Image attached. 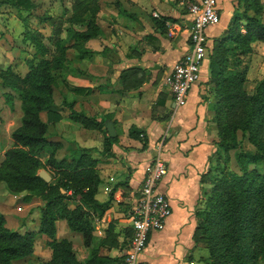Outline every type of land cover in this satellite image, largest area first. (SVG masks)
<instances>
[{
  "label": "crops",
  "instance_id": "0c3cea01",
  "mask_svg": "<svg viewBox=\"0 0 264 264\" xmlns=\"http://www.w3.org/2000/svg\"><path fill=\"white\" fill-rule=\"evenodd\" d=\"M188 1L98 0L100 34L85 42L90 52L73 58L65 70L68 94L75 103L72 109L102 124L81 132L94 138L95 132L109 135L107 124H111L117 137L111 147L114 154L98 163L100 184L94 198L104 205L84 206V210L92 228L90 246L100 241V251L121 262L131 237L135 190L150 160L151 147L163 141L168 172L159 189L169 196L172 213L162 230L150 233L141 260L143 264H203V250L194 233L196 209L208 186L201 177L211 168L215 151L207 128L214 98L206 84L208 57L184 103L177 105L163 84L166 71L189 48L192 15L186 8ZM217 7L220 21L206 29L208 48L220 39L235 14L251 12L244 0H217ZM162 20L165 30L158 26ZM70 123L73 127L79 124L77 120ZM131 128L142 131L145 145L130 134ZM60 220L55 222L57 238L66 236L77 255L85 258L88 249L82 234L68 227L60 232Z\"/></svg>",
  "mask_w": 264,
  "mask_h": 264
},
{
  "label": "trees",
  "instance_id": "16d2710c",
  "mask_svg": "<svg viewBox=\"0 0 264 264\" xmlns=\"http://www.w3.org/2000/svg\"><path fill=\"white\" fill-rule=\"evenodd\" d=\"M12 3L17 9H29L33 4L29 0H2ZM246 8L251 10L242 16L234 15L227 29L213 46L208 56V79L216 94L214 121L217 125V145L230 162V150L234 151V161L239 168L231 171L220 168V175L209 178L210 169L202 175L201 181L211 183L210 191L202 199L204 207L196 209L197 226L194 233L196 242L206 240L209 257L206 264H259L264 259V76L255 84L251 93L244 87L246 73L237 67L242 56L249 54L252 43L264 42V5L262 0H244ZM93 0H78L72 18L78 21L82 29H72L76 40L96 37L100 28L96 22L98 7ZM247 10V9H246ZM76 24V23H73ZM165 30L164 20L158 22ZM36 50L42 52L39 43ZM86 52H90L86 51ZM61 66V65H60ZM42 72L48 75V70ZM42 83L39 82L38 86ZM80 90V89H79ZM75 112V111H74ZM73 111L70 112L69 116ZM29 127L42 126L38 119L37 108H28ZM82 121L86 127L100 128L101 123L86 117L83 111L71 116ZM58 118V117H57ZM240 131V138L237 131ZM107 133V131H106ZM130 134L145 145L147 140L142 131L130 129ZM255 143V149H249L244 138ZM16 140L24 146L30 144L34 136L29 132H17ZM116 135H106L107 145L112 147ZM44 141V139H42ZM29 158L34 166L40 163L24 148H12L6 153L7 175L16 183H22L34 190V194L44 200L40 214V231L48 237L47 245L51 257L44 264H123L118 258H111L100 251V241L90 246L92 228L85 207H102L104 204L94 198L100 184L98 173L99 160L84 151L69 159L54 161V181H45L40 175L21 169L16 160ZM71 190L72 194L67 195ZM77 196L73 207L67 203ZM28 195L25 199H29ZM101 209V208H100ZM65 220L69 229L80 232L83 243L88 249L85 258H80L72 244L65 238L56 236V220ZM35 234L31 231L19 233L4 225V216L0 213V264H14L13 259L31 255L34 251Z\"/></svg>",
  "mask_w": 264,
  "mask_h": 264
},
{
  "label": "rangeland",
  "instance_id": "374dc122",
  "mask_svg": "<svg viewBox=\"0 0 264 264\" xmlns=\"http://www.w3.org/2000/svg\"><path fill=\"white\" fill-rule=\"evenodd\" d=\"M33 7L17 9L12 3L0 0V213L4 216V225L19 233L31 231L35 234L34 251L31 255L13 259L14 264H44L51 257V249L47 245L48 237L40 231V214L44 200L34 194V190L16 181L7 175L6 153L18 147L30 152L31 156L39 161L38 167L29 158L16 161L26 172H42L54 181V161L69 159L79 153L87 151L90 155L99 156V162L113 155L107 145L106 135L103 138L95 132V138L89 132L82 133V129H89L82 121L77 120V127L70 121L71 116L79 111L72 109L75 105L68 94L65 70L68 63L74 58H81L86 51L84 39L76 40L72 36V29H82L78 21L72 18L73 7L79 6L78 0H29ZM95 7L99 8L98 0H93ZM76 23V24H73ZM218 42V41H217ZM215 41L214 46L217 43ZM42 47V52L36 50V44ZM253 50L242 56V63L237 67L244 70L246 79L245 90L252 92L255 84L264 76V42L255 41ZM209 53L212 48L209 47ZM61 65V66H60ZM205 62L203 63V67ZM48 70L44 76L42 69ZM201 68V70H202ZM41 82L42 85L38 86ZM165 85V83L163 82ZM213 93L212 109L208 115V126L215 143L213 162L210 168L211 175L218 177L220 168L226 167L231 171H238L234 161V151L230 150V162H226L223 152L217 145V125L214 121V104L216 94L212 84H208ZM82 90V89H80ZM80 95L83 94L79 93ZM82 104V98L78 97ZM73 111L71 116L68 112ZM37 108V117L42 126L29 127L27 123L28 108ZM77 108V107H76ZM75 111V112H74ZM58 117V118H57ZM29 132L34 136L27 146L15 139L17 132ZM240 138L241 133L238 130ZM44 139V141H42ZM249 149H255V143L244 138ZM211 183L205 188L204 198L210 191ZM30 195L29 199H25ZM73 207L77 204V196L67 202ZM201 202L199 208H203ZM60 220V219H59ZM58 229L65 231L68 227L65 220H60ZM69 229V227H68ZM63 233V232H62ZM66 236H60L62 238ZM68 239V238H67ZM203 250L202 262L206 264L209 257L206 240H198ZM259 264H264L261 259Z\"/></svg>",
  "mask_w": 264,
  "mask_h": 264
},
{
  "label": "built area",
  "instance_id": "2783aa9c",
  "mask_svg": "<svg viewBox=\"0 0 264 264\" xmlns=\"http://www.w3.org/2000/svg\"><path fill=\"white\" fill-rule=\"evenodd\" d=\"M186 8L192 15L189 48L164 75V83L177 105L184 103L190 89L201 77V68L209 53L207 27L220 21L217 0H191L186 3ZM163 146L164 142L158 141L151 147L150 160L145 164L143 178L135 190L131 237L122 254L123 264H143L141 254L147 247L150 233L162 230L172 213L169 196L159 189V182L168 172ZM71 194L72 191L68 190L67 195Z\"/></svg>",
  "mask_w": 264,
  "mask_h": 264
},
{
  "label": "water",
  "instance_id": "95a60500",
  "mask_svg": "<svg viewBox=\"0 0 264 264\" xmlns=\"http://www.w3.org/2000/svg\"><path fill=\"white\" fill-rule=\"evenodd\" d=\"M107 130H108V132H109L110 137H112V136L114 135V130H113L111 124H107ZM41 177H42L45 181H49V180H50V176H49L47 173H45V172H42Z\"/></svg>",
  "mask_w": 264,
  "mask_h": 264
}]
</instances>
